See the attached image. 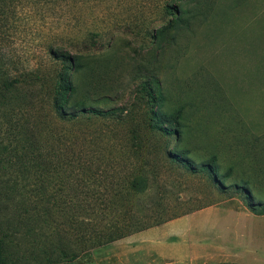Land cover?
<instances>
[{
    "label": "rangeland",
    "instance_id": "rangeland-1",
    "mask_svg": "<svg viewBox=\"0 0 264 264\" xmlns=\"http://www.w3.org/2000/svg\"><path fill=\"white\" fill-rule=\"evenodd\" d=\"M3 9L8 264H165L129 236L92 242L115 222L155 227L229 199L264 211V0H16ZM64 84L75 91L58 96L61 113L53 103Z\"/></svg>",
    "mask_w": 264,
    "mask_h": 264
},
{
    "label": "crops",
    "instance_id": "crops-1",
    "mask_svg": "<svg viewBox=\"0 0 264 264\" xmlns=\"http://www.w3.org/2000/svg\"><path fill=\"white\" fill-rule=\"evenodd\" d=\"M165 264H264V213L229 199L128 237Z\"/></svg>",
    "mask_w": 264,
    "mask_h": 264
},
{
    "label": "trees",
    "instance_id": "trees-1",
    "mask_svg": "<svg viewBox=\"0 0 264 264\" xmlns=\"http://www.w3.org/2000/svg\"><path fill=\"white\" fill-rule=\"evenodd\" d=\"M16 0H0L1 4H0V13L4 14V9H10V6L15 2ZM31 2H36V3H45V4H49V3H54L56 0H28ZM164 9L166 10V12L170 15H172V19L175 18V16L178 14V10L176 9L175 6H171L170 4H166ZM174 16V17H173ZM49 54L53 55L54 57H58V59L62 60V62H69L71 61L70 55L68 53H63L60 51V53H55L53 50V46L49 48ZM60 80H62L61 77H59ZM73 91H75V86L71 85V84H64V86H60L58 88L55 89V99H54V107L56 108V110L58 112L64 113V108L63 106L59 103V98L58 96H60L61 98H64V95H71L73 93ZM84 112L83 109H81V112ZM80 112V111H79ZM91 113L95 114V115H100L101 111L98 109H91ZM179 119V118H178ZM204 168L208 171H211L210 166H204ZM235 187H239L238 185H236ZM246 187H241L240 190H244L245 193L246 192ZM248 200H251L250 197H247ZM247 206L248 208L254 212V213H260L263 214L264 211L259 212L258 208L254 207V205L250 202H247ZM116 223V222H115ZM113 223L112 225H108L106 230H104L101 234H99V236L96 238V240H93V245L96 246H103L109 243H112L116 240L122 239L124 237L130 236L132 234L138 233L140 231L146 230L148 228H151V226H147V227H138V228H132L133 225L127 224L125 223L123 226H120V224L118 223ZM0 235H1V228H0ZM91 241V240H88ZM0 264H8L7 259L5 257V243L3 238L0 236Z\"/></svg>",
    "mask_w": 264,
    "mask_h": 264
}]
</instances>
